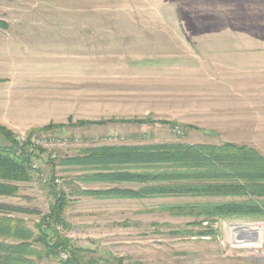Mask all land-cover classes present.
<instances>
[{
    "label": "rangeland",
    "instance_id": "rangeland-1",
    "mask_svg": "<svg viewBox=\"0 0 264 264\" xmlns=\"http://www.w3.org/2000/svg\"><path fill=\"white\" fill-rule=\"evenodd\" d=\"M225 50L233 54L225 59L257 68L223 70ZM112 117L196 129L183 137L158 123L65 128L49 134V149L62 157L101 145L233 143L264 156V0H0V126L25 137L49 123ZM132 134L138 140L123 139ZM36 164L50 176L46 155ZM79 175L61 167L54 174ZM72 201L66 235L97 256L126 264H264V230L262 245L251 249L239 247L245 239L233 233L264 221L220 220L214 236H202L204 223L158 209L215 200ZM0 203L36 211L17 216L34 230L49 197L31 183Z\"/></svg>",
    "mask_w": 264,
    "mask_h": 264
},
{
    "label": "trees",
    "instance_id": "trees-1",
    "mask_svg": "<svg viewBox=\"0 0 264 264\" xmlns=\"http://www.w3.org/2000/svg\"><path fill=\"white\" fill-rule=\"evenodd\" d=\"M166 125L183 137L191 126L156 121L151 117L88 121L66 125L49 123L30 129L26 140L0 126V197H14L19 184L37 183L49 197L47 213L40 215L34 230L26 226L21 214L38 215L36 211L0 203V264H126L124 258L97 256V251L78 247L66 235L71 224L66 212L73 197L96 200H147L168 198L209 199L202 203L161 206L159 211L172 216L194 219L205 224L202 236H214L211 229L220 220L264 221V156L257 150L233 143L187 144H115L81 147L72 156L60 157L58 150L32 147L31 139L49 135L59 129L133 125L152 128ZM132 134L123 139L138 140ZM43 155L51 166V174L32 168ZM54 156V158H52ZM80 175L56 179L55 169ZM58 180L59 183H56ZM105 184L116 187L82 190L80 185ZM122 184L138 185L136 189L120 188ZM154 209L141 213L149 214ZM199 220V221H197ZM66 255L62 259L61 255Z\"/></svg>",
    "mask_w": 264,
    "mask_h": 264
},
{
    "label": "crops",
    "instance_id": "crops-1",
    "mask_svg": "<svg viewBox=\"0 0 264 264\" xmlns=\"http://www.w3.org/2000/svg\"><path fill=\"white\" fill-rule=\"evenodd\" d=\"M224 52H225V53H223L224 57L221 59L224 62L222 63V65H220V66L223 67L222 68L223 70H229L231 72H235V71H239V72L240 71H242V72H254L255 69L257 68V66L254 65L253 63L252 64H245V63H241L240 64L239 62L236 61V59H232V58L231 59H229V58L225 59V56L233 57V54L228 52V51H226V50ZM230 90H231V94L233 95V97L238 95L237 94V90L235 91L234 88H231ZM249 94H251V92ZM242 100H244V101H240L241 103L246 102L247 105L250 104L249 99L245 98V99H242ZM232 102L235 103L234 101H232ZM233 118H231V120H233ZM19 185H26V184H19ZM94 185H105V184H94ZM94 185H80V187L82 186L81 187L82 190H100V189H94V188L93 189L83 188V186H94ZM122 185H133V184H122ZM107 186H111L109 188H112V186L116 187L115 185H107ZM136 186H138V185H136ZM124 188H127V187H124ZM136 188H138V187H136ZM136 188H130V189H136ZM78 198H92V197H78ZM0 199H3V198L0 197ZM92 199H94V198H92ZM94 200H96V199H94ZM96 201H100V200H96ZM102 201H107V200H102ZM112 201H125V200H112ZM129 201H137V200H129Z\"/></svg>",
    "mask_w": 264,
    "mask_h": 264
},
{
    "label": "bare ground",
    "instance_id": "bare-ground-1",
    "mask_svg": "<svg viewBox=\"0 0 264 264\" xmlns=\"http://www.w3.org/2000/svg\"><path fill=\"white\" fill-rule=\"evenodd\" d=\"M263 226L258 225H244L238 226L233 229L234 234H238L245 240L240 243L239 247L251 249V248H258L263 243ZM238 245V244H237Z\"/></svg>",
    "mask_w": 264,
    "mask_h": 264
},
{
    "label": "built area",
    "instance_id": "built-area-1",
    "mask_svg": "<svg viewBox=\"0 0 264 264\" xmlns=\"http://www.w3.org/2000/svg\"><path fill=\"white\" fill-rule=\"evenodd\" d=\"M49 135H37L36 137H32V139H31V146L32 147H35V146H39V147H42V148H44V149H47L48 151H50L51 149H49V145H48V143H47V138H49L48 137ZM18 140H19V142L20 143H22V142H24L25 140H26V136L24 137H18ZM49 141H51V140H49ZM52 158H54V156H52ZM37 161H34L33 162V164H32V168H34V169H37ZM56 183H59L58 182V180H56ZM61 258L62 259H66V255H64V254H62L61 255Z\"/></svg>",
    "mask_w": 264,
    "mask_h": 264
}]
</instances>
